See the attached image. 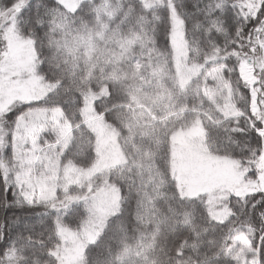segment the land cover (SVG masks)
Instances as JSON below:
<instances>
[{"label":"trees","instance_id":"1","mask_svg":"<svg viewBox=\"0 0 264 264\" xmlns=\"http://www.w3.org/2000/svg\"><path fill=\"white\" fill-rule=\"evenodd\" d=\"M21 1L14 0L8 7L5 0H0V22ZM148 2L151 1L82 0L69 11L64 6L60 8L58 5L62 4L57 0H28L16 17L18 34L24 39H31V22L37 18L54 25L45 26L46 39L44 31L35 37V50L41 53V59L47 58L45 69L50 79L57 82L63 79L65 88H71L73 94H86L91 101L94 96L95 100L107 96L108 85L118 100L114 105L117 111L105 123L117 132L127 158L124 164L108 171L114 179L123 177L118 180L121 214L108 221L95 245L85 248L84 254L89 264H236L235 249L239 245L235 236L248 231V241L255 244L260 257V237L264 235L261 231L264 217L260 213L264 205L256 208L253 205L264 199V191L230 195L224 203L230 214L224 220H215L209 216L207 195L182 196L171 170L174 134L187 130L198 120L200 125L210 128L214 124L223 125L218 128L221 143L215 140L205 143L210 155L238 161L239 169L253 173L249 174L250 180L258 172L264 144L259 146L257 155L252 129V121L257 117L252 106L240 105L246 113L243 116L234 106L235 113L209 115L206 108H200L199 97L205 90L203 77L198 82L195 77L191 80L190 94L186 103L180 105L185 111L181 112L175 107L176 101L170 99L179 81L170 43L169 6L176 5L174 10L183 22L187 64L191 67L215 55L210 42L216 40L221 48L224 46L225 34L231 31L225 21L236 23L239 9L232 5L237 0H157L152 5ZM217 3L226 4V14L217 12L209 17V6ZM49 13H53L51 17ZM64 13L71 21L61 25ZM213 19L219 21L212 25L217 32L209 35ZM3 28L0 27V54ZM252 31L246 27L242 37L229 39V45L235 44L230 50L252 55L249 48ZM245 67H241L242 76ZM193 106L199 116L191 113ZM73 107L70 98L66 111L71 114ZM95 115L92 110L88 119ZM81 131L86 140L92 138L90 132ZM216 133L217 129H213V134ZM73 134L80 135L75 131ZM77 152L78 155H73ZM68 156L74 166L83 168L96 161L87 143L77 149L73 141ZM5 198L11 201L12 192L5 193L0 182V245L5 249L0 264H50L48 254L55 245L49 239L47 225L37 215L43 209L4 207ZM82 215V207L74 205L66 223L74 229Z\"/></svg>","mask_w":264,"mask_h":264},{"label":"snow or ice","instance_id":"2","mask_svg":"<svg viewBox=\"0 0 264 264\" xmlns=\"http://www.w3.org/2000/svg\"><path fill=\"white\" fill-rule=\"evenodd\" d=\"M5 2L11 7L14 0ZM232 7L238 8L239 12L236 23L225 21L231 31L225 34L224 46L221 48L216 40L210 42L211 50L215 53L210 59L191 67L177 66L180 76L188 77L180 78L177 88L170 93V99L176 101L175 107L181 112L185 111L180 105L186 103L191 91L190 78L193 76L197 82L201 77L204 78L205 90L199 97L200 108H206L209 115L215 114L218 117L224 113L226 106L232 105L243 116L246 113L240 105L251 106L253 98L259 102L258 108H264V55L261 54L264 53V0H237ZM172 8L175 9L176 5L173 4ZM217 12L225 15L226 4L210 5L207 15L213 17ZM52 14L49 13V17ZM70 21L71 17L66 13L62 14L61 25ZM218 22L215 19L211 21L209 35L217 32L212 25ZM46 25L54 27L44 18L31 22L30 62L25 60L23 64H14L7 59V50H3L5 56L0 63V67L4 69L0 72V78L4 81L0 87V182L5 193L9 190L12 192L11 201L4 199V207L27 206L43 209L37 215L47 225L49 239L55 245V249L48 254L50 264H56L57 261L63 264L61 253L65 248L76 244L81 250L94 246L98 237L92 239L88 233L96 225L106 224L108 219L121 214L119 201L122 196L118 180L123 177L114 179L111 172H99L103 178L96 182V164L88 168L74 166V161L68 156V149L75 141L77 149L85 143L90 145L94 153L93 159L100 160L101 141L96 138V126L98 122H106L117 111L114 105L118 100L112 87L106 85L107 96L101 95L99 100H92V109L96 115L94 120L88 119L91 115L88 110L89 97L81 93L73 94L71 88H65L63 79L58 82L50 79L45 69L47 58L41 59V53L35 50L36 35L44 31V39L47 38ZM246 27L253 29L249 33L252 55L231 51L235 44H228L229 39L242 37ZM243 47L241 44V48ZM207 51L209 50L206 49ZM242 65L250 68L244 76L241 75ZM233 77L236 78L235 83ZM196 91L199 93V89ZM70 98L74 104L71 114L66 111ZM190 111L194 116H199L196 106ZM256 117L252 121V129L258 145V155L259 146L264 144V111H258ZM201 126L205 128L206 144L213 140L217 144L221 143L218 128L223 127L222 124H214L211 128L203 124ZM105 127L108 132L116 134L111 125L105 124ZM81 129L90 132L92 138L86 140ZM213 129H217L216 135L213 134ZM74 131L80 135H74ZM78 154L77 152L73 155ZM74 205L82 207L83 215L80 223L73 229L66 223V219L72 213ZM262 205L264 199L253 207ZM260 215L264 217V211ZM69 231L74 237L71 242L67 239ZM261 231L264 232V229ZM260 241L262 255L258 264H264V235L260 237ZM249 251L252 253L253 264H257L254 243L249 244ZM4 252L3 245H0V258L4 256ZM245 259L247 264V257ZM79 264H89L86 254L82 255ZM236 264H239V260Z\"/></svg>","mask_w":264,"mask_h":264},{"label":"rangeland","instance_id":"3","mask_svg":"<svg viewBox=\"0 0 264 264\" xmlns=\"http://www.w3.org/2000/svg\"><path fill=\"white\" fill-rule=\"evenodd\" d=\"M28 0H22L15 5L7 15L6 19H1L0 27L2 30V46L3 50L6 49L8 56L7 59L14 64H23L25 60H29V54L32 53V46L29 39L22 38L17 31L16 17L20 9L25 5ZM67 10L73 11L82 0H57ZM148 5H152L157 0H148ZM147 5V6H148ZM151 7V6H149ZM170 11V43L173 54V64L176 72L177 79H188V77H181L177 71V66L181 68L188 67L187 64V48L185 43V36L183 30V22L178 16L176 11L169 6ZM6 24V25H5ZM264 55V53H261ZM5 56L4 51L0 54V63L3 62ZM247 66V65H245ZM4 69L0 67V72ZM250 71L249 66L245 67L243 76L246 72ZM11 75V74H10ZM15 79L14 76H12ZM194 78L191 77L192 80ZM3 78H0V87L3 86ZM97 99V96L93 97ZM258 101L253 98L252 111H264V108H258ZM88 110L92 116V101L88 99ZM233 111L232 105L226 106L225 113ZM88 117V118H89ZM94 120V119H91ZM105 122L97 123V139H99L102 151L100 160L95 161L98 171L94 173L96 182H100L103 178L99 172L108 171L116 166H120L127 161L126 156L123 154L120 147L117 132L112 134L107 131ZM108 125V124H107ZM107 133V134H105ZM205 131L200 125V122L194 123L185 131H178L173 136L172 155H171V170L175 178L179 191L182 196L195 197L200 195H207L206 205L208 207L209 216L215 220H224L229 214L230 210L224 203L230 195L243 196L256 191H264V156L259 163L258 172L255 174V179L250 180L249 172L239 169V162L228 158H216L210 155L205 146ZM120 203V201H119ZM222 206V207H220ZM106 224L96 225L89 233L88 236L96 239L103 232ZM248 231H241L235 236V242L239 245L235 249V259L239 260V264H253L252 253L249 251L248 241L250 236L246 233ZM251 235V233H249ZM71 231L67 234V239L71 242L73 239ZM236 244V243H235ZM233 251V249H230ZM85 249L81 250L79 245L76 244L71 248H65L61 253L63 264H79ZM256 262H259L258 251H255ZM59 264V261H57Z\"/></svg>","mask_w":264,"mask_h":264}]
</instances>
